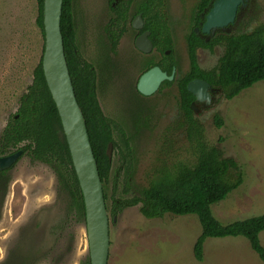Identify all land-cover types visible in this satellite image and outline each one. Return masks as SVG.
I'll list each match as a JSON object with an SVG mask.
<instances>
[{"label":"rangeland","instance_id":"rangeland-1","mask_svg":"<svg viewBox=\"0 0 264 264\" xmlns=\"http://www.w3.org/2000/svg\"><path fill=\"white\" fill-rule=\"evenodd\" d=\"M140 1L132 0L131 13ZM161 1L173 41L172 54L182 74L189 64L184 35L198 0ZM73 12L77 47L90 59L92 51L98 53L94 48L101 44L102 28L110 14L107 0H73ZM36 16V0H0V134L17 110L19 96L31 83L33 69L42 56L44 38ZM263 22L264 0H252L233 31H250ZM134 35L129 29L115 50L116 58L127 67L125 77L99 85L98 100L103 113L128 137L136 159L134 181L146 185L156 170L190 163L195 153L194 141L188 137L172 95L165 104L154 102L155 106L141 116V121L145 118L141 126L135 128L128 118L124 119L131 113L124 109H130L128 89L133 91L142 69L139 58L127 63L135 54ZM221 53L222 48L199 51L198 65L210 69ZM216 96L214 103L194 116L202 125L204 141L217 145L241 168V183L225 199L211 205L213 216L229 223L264 214V80L230 99L221 92ZM215 115L222 119L221 124L217 125ZM114 133L118 135L117 130ZM118 164L112 151V173ZM9 175L6 195L0 202V264H18L23 257L31 264H81L88 255L85 224L78 222L69 208L68 195L60 187L55 170L24 153L11 166ZM115 186L116 196H130V190H123L121 168ZM108 218L107 264H264L243 237H207L202 258L196 259L193 244L201 228L193 214L164 213L146 218L135 205L123 208L114 217L108 212ZM259 239L264 248V231Z\"/></svg>","mask_w":264,"mask_h":264},{"label":"trees","instance_id":"trees-1","mask_svg":"<svg viewBox=\"0 0 264 264\" xmlns=\"http://www.w3.org/2000/svg\"><path fill=\"white\" fill-rule=\"evenodd\" d=\"M211 1L198 0L193 6L188 32L184 35L189 68L176 79L180 105L189 119L188 137L194 141V161L178 163L172 168L162 167L155 171L146 185H139L134 181L136 159L128 137L112 118L103 115L95 93L94 70L80 58L75 36L73 0L62 1L60 31L64 53L75 97L85 118L106 208L111 217L123 208L135 205L146 218L160 217L164 213L193 214L201 228L193 244L196 259L202 258V246L207 237H243L259 259L264 261V248L259 239V234L264 231V214L229 223H221L213 216L211 205L225 199L241 183L242 172L233 158L224 156L217 145H209L204 141L202 125L189 107L194 96L186 88L190 80L199 78L212 87L221 89L223 96L230 99L242 89L264 80V22L250 31L238 29L231 33L215 34L206 42L195 33L193 26H198L200 13L206 7L209 9L208 3ZM36 2V24L44 38L43 0ZM130 3L131 0H119L115 6L109 7L114 17L102 29L105 35L112 38V50L117 45L119 34L129 26ZM139 12L144 19L143 29L150 30L152 36H163V43L159 41L158 45L170 46L171 38L162 1L141 0L130 16ZM216 45L222 48L216 64L210 69L201 68L197 62V49L201 47L212 51ZM32 75L31 83L19 96L17 110L10 115L0 134V156L20 149L22 155L26 153L33 160L47 163L55 170L60 187L67 193L69 208L74 211L77 221L85 224L82 193L57 109L46 85L41 57ZM214 117L217 125L221 124L222 119L218 115ZM114 130L118 131V135ZM109 143L112 144L119 161L115 173H112V161L106 153ZM120 168L123 171V190H130L128 197L116 196L115 184ZM9 181V169L0 170V202L6 195ZM17 263L32 262L23 257ZM81 264H90L89 255Z\"/></svg>","mask_w":264,"mask_h":264},{"label":"water","instance_id":"water-1","mask_svg":"<svg viewBox=\"0 0 264 264\" xmlns=\"http://www.w3.org/2000/svg\"><path fill=\"white\" fill-rule=\"evenodd\" d=\"M63 0H43L42 23L44 44L41 66L46 85L54 101L61 122L62 130L69 149L73 169L80 187L85 211V231L87 237L90 264H107L109 251V218L103 194L102 182L93 155L86 129L85 118L76 100L70 77L60 31V14ZM248 0H214L210 10L205 14L202 32L207 33L234 23L238 8ZM140 14L132 21L135 28L141 26ZM147 31L135 40V46L148 51L150 41ZM171 80L154 66L143 72L137 81V90L143 95L152 94L159 83ZM209 83L195 78L187 83V90L197 101L209 102ZM192 109L194 107L192 106ZM112 146L106 147L107 156L111 157ZM22 155L17 150L0 156V170L10 168Z\"/></svg>","mask_w":264,"mask_h":264},{"label":"flooded vegetation","instance_id":"flooded-vegetation-1","mask_svg":"<svg viewBox=\"0 0 264 264\" xmlns=\"http://www.w3.org/2000/svg\"><path fill=\"white\" fill-rule=\"evenodd\" d=\"M108 1L109 0H107V8H108V11H110L109 7L115 6V4L119 0H112L109 2ZM131 2H132V0H131ZM213 2H214V0H212L210 3H208L209 9H207V7H206L200 13V19L198 20V26H193L195 33L200 38L205 40L206 42H208L210 40V38L212 36H214L215 34L233 32L234 25L236 24V20L240 17L241 13H243L250 5L249 0H248L244 6H241L240 8H238L234 23H232L228 26L222 27V28H217L214 31L210 30L209 32L204 33V32H202V24L204 22L205 14L210 10ZM129 9H130V6H129ZM132 13L130 12V15ZM138 14H140V16H141L142 23H141L140 27L135 28L132 24V21L135 18V16ZM130 15H128L129 26L128 27L126 26V30H124L123 32H121V34H119L117 42H116L117 45H116L114 50L110 49L112 38H109L107 35H105L103 29H102L103 32L101 35V39H99V42H101V44H99L96 48H94L95 51L98 49L97 54H95V52L92 51L94 53V55H92L90 59L89 58L86 59L81 54L79 47H78L79 55L81 56L80 58L82 60L86 61L87 63H89L90 64L89 68L91 70L92 69L94 70L93 83L95 85V93H96L97 100H98V95L101 94L98 86L99 85L102 86L105 80H107L106 82L110 81L113 83L112 78H116L118 80H121L125 77L124 73H126L127 67L124 66L123 62L119 61L116 58L117 53L115 50H116L120 40H122L123 35L130 29L135 34L134 39H133V49L135 50V54H134L133 59L129 60L127 63L131 64L134 61V59L139 58L142 60V69H141V72L139 73V75L137 76V78L135 79L133 91L128 89L127 101L129 103L130 109L127 107H124V109H127L131 113L127 114V116H125L124 119L127 120V118H128V120L131 121V123L135 126V128H137V126H141L143 124V121L145 120V118H144V120L141 121V119H142L141 116H144L145 112H147L152 106H155L154 102H156V103L162 102L165 104L166 100L170 98L169 96L172 95L173 100H175L177 103V111L181 114L183 122L187 127V124H188L187 121L189 119H188V117L186 118L185 112L181 108L178 88L176 86V79L180 75V71H179V67L177 65V62H176V60L172 54V50H173L172 43H173V41H172V37L170 36V28H169L168 23H167V26H168L169 36L171 38L170 46L163 47V45L157 44L159 41L163 43V36H159V37L152 36L150 30L143 29L144 19H143L142 14L140 12L136 13L132 17ZM112 17H114V15L110 11L109 17L107 18L103 27H106L109 25V21L111 20ZM188 25H189V22H188ZM188 28H189V26H188ZM145 31L148 32L146 37L151 43L148 51H142L135 46L136 38ZM219 48H221V46L216 45L213 47V50L214 49L217 50ZM204 50L209 51L206 48L200 47L197 49V53L199 51H204ZM100 57H102V61H103L102 64L99 63ZM188 63H189V60H188ZM154 66L158 67L166 75H172V79L171 80H167V79L162 80L159 83L156 90L152 94L143 95L137 90V87H136L138 78L143 72H145L146 70H148L149 68L154 67ZM188 68H189V64H188ZM186 71H188V69ZM122 74H124V76ZM118 76H119V78H118ZM209 86L210 87L208 89V93L210 95V99H209L208 103H206L205 101H197V100H195V97H194L193 101H190L189 107L193 111L194 114L198 113L199 111H201L202 109H204L208 105L214 103L215 99H217L216 98L217 92L222 93L221 89H216V88L212 87L210 84H209ZM186 88H187V85H186ZM153 95H155V97H157V99H155V98L154 99H148ZM145 99H148L149 103ZM150 101H153V102L150 103ZM98 102H99V100H98ZM99 105H100V102H99ZM192 106L194 107V109H192ZM100 108H101V105H100ZM101 110H102V108H101ZM103 115L105 117L111 118L109 115H107L105 113H103ZM132 118H134V119L138 118L139 120L135 121ZM111 146H112V144H111ZM112 151H113V147L111 150V157L109 158V160H111V161H112ZM2 156H4V155H2ZM10 168H8V169H10Z\"/></svg>","mask_w":264,"mask_h":264}]
</instances>
